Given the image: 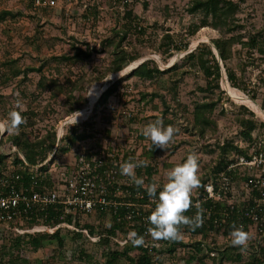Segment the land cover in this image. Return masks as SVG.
Listing matches in <instances>:
<instances>
[{
	"label": "rangeland",
	"instance_id": "374dc122",
	"mask_svg": "<svg viewBox=\"0 0 264 264\" xmlns=\"http://www.w3.org/2000/svg\"><path fill=\"white\" fill-rule=\"evenodd\" d=\"M234 1L240 5L241 26L237 34L241 42L234 46L233 58L227 65L237 73L244 88L232 85L222 62L220 88H216L214 82L208 88L203 71L183 62L184 57L200 44H212L213 39L225 36L212 26L201 28L192 37L187 35L191 24L200 23L202 19L201 14L189 12L191 0H57L50 8H35L34 0H0V11L20 13L16 18L0 23V120L6 119L12 110H21L22 114L33 110L37 116L33 131L29 133L30 139H40L50 131L56 133L57 145L48 158L54 168L50 174L58 181L63 171L75 166V155L81 144L73 146L72 139L77 131L85 128L84 123H93L87 130L93 133L86 141L87 145L91 143L93 148L102 149L107 146L114 151L134 147L136 153L132 160L138 161L142 160L139 159L141 153L151 143L142 135L143 128L162 119L164 126L174 125L180 128V133L168 149L160 150L153 158L148 156L147 162H152L154 174L151 179H146L145 185L155 182L162 186L167 172L184 162L193 150L200 156L199 175L202 177L218 161V141L223 143L230 139L235 140V144H247L254 137L264 135V52L262 48L243 47L251 34L260 33L264 39V0ZM129 11L138 17L134 23L145 27L147 33L140 38L132 30L123 46L130 53L139 50L141 56L123 71L110 73L112 49L116 45L107 40L114 36L115 28L127 26ZM167 33L172 35L173 43L181 44L189 39V45L173 50L172 54L164 53L170 41L164 39ZM119 40L117 37L116 43ZM76 47L90 51L91 57L76 63L52 59L73 55ZM147 59L161 70H167L175 63L182 66L159 73L154 80L130 76L117 84L106 103L98 102L101 93L113 82ZM43 63L41 72L13 75L14 67L39 68ZM43 74L48 77L50 88L38 86ZM4 77L9 78L4 80ZM93 85L96 99L89 109L91 95H88ZM84 99H87L86 103ZM18 100L21 102L19 109ZM212 100L216 106L207 113L210 126L200 133L199 128L194 127L195 104ZM74 106L78 109L72 111ZM83 110L78 122L72 125L73 112ZM243 119L248 120V125H257L252 140L243 136ZM11 135L0 134L5 139L0 146L6 151ZM64 135H69L67 142L73 147L66 153L57 152L62 147ZM181 251L178 250V256L183 255ZM26 254L32 255V252L29 250ZM63 262L66 264L65 260ZM200 264H211V261L202 260ZM226 264H235V258Z\"/></svg>",
	"mask_w": 264,
	"mask_h": 264
},
{
	"label": "trees",
	"instance_id": "16d2710c",
	"mask_svg": "<svg viewBox=\"0 0 264 264\" xmlns=\"http://www.w3.org/2000/svg\"><path fill=\"white\" fill-rule=\"evenodd\" d=\"M34 5V3H33ZM40 8V7H39ZM42 8V7H41ZM50 8V6L45 7ZM240 5L234 0H191V5L189 7V12L193 14H201L202 19L200 23H193L187 29V35L192 37L201 28L206 26H212L215 29H219L225 36L217 37L212 40V44L202 43L196 49H194L187 57H184L183 62L189 64L191 67L198 68L203 71V74L207 80V86L212 87V84H216V88H220L219 77L222 72L221 62L226 68V72L232 85L238 88H244L239 81L237 73L230 68L227 64L228 61L233 58L234 46L241 42V37L237 34L238 29L241 24L239 23L238 12ZM20 13H14L12 10H1L0 11V23L6 22L8 19L16 18ZM127 18L129 20L127 26L124 29H114V36L107 41L116 45L112 49L113 58L109 64L108 72L118 73L123 71L127 66H129L133 61L140 58L141 53L136 50L130 53L127 47H124V41L127 39L129 34L134 30L138 37L142 38L147 30L145 27L139 23H134L137 20V16H133L131 11L127 12ZM137 18V19H136ZM165 40L167 39L168 46L167 50L163 51L167 54H172L173 50H180L182 48H187L189 45V39L181 44L173 43V37L170 33H167ZM119 37V41L116 43V38ZM142 40V39H138ZM164 40V41H165ZM183 45V46H182ZM213 45V46H211ZM243 47L251 49H261L264 52V39L260 36V33L251 34L246 42H244ZM218 52L216 54L215 50ZM76 53L73 55H63L54 56L52 59L61 60L69 63H76L85 58L91 57V52L82 48L76 47ZM45 63L39 68L29 67L27 69H22L20 67H14L12 72L14 76H19L21 74H28L29 71H42ZM154 62L151 59L144 60L136 68H134L129 73L122 76L117 81L113 82L101 95L99 96L98 102L101 104L106 103L108 98L115 92L117 84L122 80H126L130 76H138L142 79H156L159 73H164L172 69H177L181 67L182 64L175 63L169 69L161 70L157 65H153ZM153 65V66H151ZM4 77V80H7ZM214 82V83H213ZM49 79L46 75H42L38 86L47 89L50 88ZM65 84V82H64ZM211 90V89H210ZM147 94H144L146 97ZM158 96V95H154ZM84 103L87 99L83 100ZM164 102H166L164 100ZM167 108L169 107L168 103ZM216 106L215 101H198L194 108V127H196L200 133L206 132V128L210 126V118L207 116L208 112H212ZM77 106L72 107L73 110H77ZM264 108V103L263 106ZM80 112V111H79ZM26 117V123L20 126V132L18 135H11L9 143H7L6 151L4 153L0 152V177H2V167H5L8 163L9 158L13 160L14 163L21 162L19 157V152L23 153L28 163L31 165H37L48 159L49 153H51L56 147V133L54 131L48 132L45 136L40 139L32 141L30 139L29 133L33 131L35 126V117L37 114L33 110H27L22 114ZM248 120H242L243 136L245 138L252 140L253 131L256 128V124H247ZM93 126L92 122L84 123V129L82 131H77L72 139L73 146L76 144H81L80 146H85L84 143L93 137V133H90L88 128ZM248 126V127H247ZM107 130V129H106ZM109 133V131H106ZM65 136V137H64ZM62 139V147L57 149L62 150L65 153L69 152L73 147L69 139V135H64ZM4 143L5 139L2 137L0 143ZM5 146V144H4ZM17 147V152H11L13 147ZM218 146L220 149L218 161L212 165L201 177V186L210 179L211 175L216 171L226 168L231 161H233L234 153H241L243 148L235 144V140H224L222 143L218 141ZM125 155L123 158V163L132 160L136 153V148L132 147L130 149L124 150ZM160 149H153L150 143L148 149L141 153L139 159L144 160L147 163V167H138L139 171L145 169L148 179H151L154 174L152 162H147V159L153 158ZM55 152L54 154H56ZM77 157V155H75ZM149 156V157H148ZM119 160V157H115ZM135 159V157H134ZM136 162V161H134ZM107 163L112 164V159L108 160ZM115 169L121 172L119 165L114 166ZM42 171L46 174H40L38 176L28 174L25 171L20 170L21 179L13 182L16 187L20 188H31V182L37 181L40 184L52 185L51 177L52 175L47 172V165L42 168ZM239 171V170H238ZM234 179L240 178L236 171L231 173ZM10 176V175H9ZM122 177V176H121ZM42 179V180H41ZM38 189L40 188L39 185ZM141 188V187H139ZM132 191L136 190V187L130 188ZM161 189L157 190L158 192ZM146 196L148 192L144 189ZM230 217L229 229H231L233 223L237 222L239 219L237 211ZM61 213V208L55 209L51 208L49 211L50 224H56L60 221L58 219V214ZM38 217H42L41 214ZM37 215L28 220L26 224L34 225L38 222ZM69 222H74L78 227L87 229L90 236L100 235L99 240L93 241L85 232L70 230L67 228H58L53 234L37 232L35 234L25 233V234H15L13 232L7 231L4 228H0V264H75L76 262H84L86 264H151L152 256L148 253L143 246H133L131 242L127 245H120L116 240L113 239L114 236H120L124 238L126 236V229L123 223L118 220V217L114 215L113 212L103 211L101 209H96L93 214H90L84 222H81L78 218L74 221L71 216L67 217ZM227 223V222H226ZM142 227V226H141ZM140 227V229H141ZM227 228L225 232H228ZM207 228L201 229L199 227L193 230L194 232L202 231L206 233ZM182 250L181 256H178V250ZM32 252V255H27L28 251ZM169 254V255H167ZM235 258V264H264V251L261 250L260 254L253 253L246 257L240 248H234L231 251H223L218 257L214 259H209L208 255L203 252V250L198 245H188L184 243H179L174 241L173 245H164L156 255V264H200L202 260L206 262L211 261V264H226L233 261Z\"/></svg>",
	"mask_w": 264,
	"mask_h": 264
},
{
	"label": "built area",
	"instance_id": "2783aa9c",
	"mask_svg": "<svg viewBox=\"0 0 264 264\" xmlns=\"http://www.w3.org/2000/svg\"><path fill=\"white\" fill-rule=\"evenodd\" d=\"M57 0H34L35 8L52 7ZM3 136L0 137V140ZM246 143V141H244ZM91 144V143H90ZM85 142L83 147L77 149L76 163L73 168H68L61 173L62 178L56 181L51 177L52 185L31 182V188L16 187L13 182L21 179L20 170L38 176L46 174L42 168L47 165L49 173L52 168L49 159L31 165L23 153L13 147L11 152H19L21 162L14 163L11 157L5 167H2L0 177V228L7 231L25 234L37 232L53 234L58 228L83 231L93 241L100 238L90 236L87 229L78 227L67 220L71 216L84 222L96 209L113 212L126 229V236H114L120 245H127L130 241L128 234L135 231L145 237L144 249L153 257L151 264H156L157 252L164 245H173L174 241H153L147 234L150 225L147 217L155 209L156 199L146 196L144 187H137L128 176L122 175L114 166L123 163L125 151L111 150L105 146L93 148ZM243 148L241 153H234L233 161L219 171L213 173L209 180L193 195V207L185 215L194 217L202 209V226L207 232H194L184 227L185 237L179 243L198 245L209 259H214L223 251L234 250L231 244L229 229L230 217L237 211L239 219L233 223L237 227L243 225L245 231L254 234V239L249 242L246 250H240L246 257L253 253L260 254L264 251V135L254 137L247 144L237 143ZM0 152L4 148L0 146ZM119 157L116 160L115 157ZM112 159V164L107 163ZM239 170V171H238ZM236 171L240 178L234 179L231 175ZM136 176L148 179L145 169H135ZM10 175V176H9ZM122 176V177H121ZM42 180V179H41ZM36 185H39L36 187ZM136 187L135 191L130 188ZM51 208H61L58 214L59 222L50 224L49 211ZM41 214L42 217H38ZM38 222L28 225L26 222L34 217ZM227 222V223H226ZM232 225V226H233ZM142 226V227H141ZM141 227V229H140ZM228 232H225L226 229Z\"/></svg>",
	"mask_w": 264,
	"mask_h": 264
},
{
	"label": "clouds",
	"instance_id": "9594fccd",
	"mask_svg": "<svg viewBox=\"0 0 264 264\" xmlns=\"http://www.w3.org/2000/svg\"><path fill=\"white\" fill-rule=\"evenodd\" d=\"M93 91L94 85L89 90L88 96L92 95ZM17 107L18 109L21 107L19 100ZM73 113L74 124L72 125H75L82 113L78 111ZM25 123L26 117L22 115L21 110H12L6 119L0 120V134L18 135L20 126ZM179 133L180 128L174 125L164 126L162 119L147 124L142 130V135L151 141L152 148L160 150H166L174 144ZM199 160V154L194 150L190 151L184 162L175 165L167 172L166 182L162 186L155 182L147 185L146 191L150 198H157V190L161 189L158 192L155 209L147 217L150 225L147 228V234L153 241H182L185 237L184 227L195 230L202 226V209H199V205H196L198 211L194 217L185 215L194 206L193 194L201 186ZM137 167H147V163L144 160L136 162L129 160L120 165L121 174L128 176L137 187H144L143 178L136 176ZM232 228L230 232L232 246L246 250L249 242L254 239V234L245 231L243 225L237 227L234 224ZM128 239L136 247L145 243V237L138 235L135 231L128 234Z\"/></svg>",
	"mask_w": 264,
	"mask_h": 264
},
{
	"label": "bare ground",
	"instance_id": "6f19581e",
	"mask_svg": "<svg viewBox=\"0 0 264 264\" xmlns=\"http://www.w3.org/2000/svg\"><path fill=\"white\" fill-rule=\"evenodd\" d=\"M101 90H102V89H101ZM94 91H95V90H94ZM98 92H99V91H98ZM96 94H97V93H96ZM95 99H96V95L92 94V95H91V101H90V105H89L90 107H89V109L92 108V106H93V104H94V102H95ZM89 109H87L86 112H88ZM82 112H84V110H83V111H80V113H82ZM83 114H84V113H83ZM81 116H82V115H81Z\"/></svg>",
	"mask_w": 264,
	"mask_h": 264
}]
</instances>
